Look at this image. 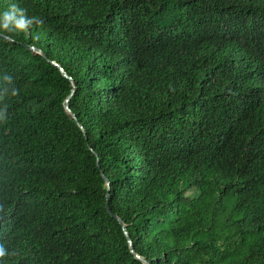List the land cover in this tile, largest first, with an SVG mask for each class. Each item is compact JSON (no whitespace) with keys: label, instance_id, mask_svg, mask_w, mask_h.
I'll return each mask as SVG.
<instances>
[{"label":"trees","instance_id":"obj_1","mask_svg":"<svg viewBox=\"0 0 264 264\" xmlns=\"http://www.w3.org/2000/svg\"><path fill=\"white\" fill-rule=\"evenodd\" d=\"M11 4L0 264H264V0Z\"/></svg>","mask_w":264,"mask_h":264},{"label":"clouds","instance_id":"obj_2","mask_svg":"<svg viewBox=\"0 0 264 264\" xmlns=\"http://www.w3.org/2000/svg\"><path fill=\"white\" fill-rule=\"evenodd\" d=\"M43 21L35 16H28L27 10L20 8L16 4H11L7 10L0 13V32H26L34 24H42ZM10 80V78H9ZM7 94V89L4 92H0V100H3ZM12 95H16V90L13 89ZM5 109H0V120L4 119ZM7 254L5 248L0 245V258H3Z\"/></svg>","mask_w":264,"mask_h":264},{"label":"water","instance_id":"obj_3","mask_svg":"<svg viewBox=\"0 0 264 264\" xmlns=\"http://www.w3.org/2000/svg\"><path fill=\"white\" fill-rule=\"evenodd\" d=\"M26 47H27V48H30V49H32V50H34V51H38V52L42 53V51H41L39 48H36V47H34V46L26 45ZM58 67L60 68V70H61V72L63 73V75L67 76V73H66L65 70L61 67L60 64H58ZM72 83H73L72 89H71L70 93L68 94V96L65 98V100H64V102H63V105H64V107H65V109H66L67 111H70L69 106H68V101H69L71 95L73 94V92H74V88H75V84H74L73 81H72ZM72 116H74V113H72ZM97 160H98V159H97ZM103 177H104L105 182H106V185H107V189H106V198H107V201H106V208H107V211H108V212H109L114 218H116V219L119 221V223H120V225H121V227H122V229H123V232H124V234H125V236H126V238H127L128 246H129V248H130L131 253H132L136 258H138L139 260H141L144 264H149L148 261H147L143 256H141L140 254H138L137 252H135V250L133 249L131 239H130V237H129V234H128L127 229H126V225H125V223L123 222V220H122L117 214L111 212L110 207H109V205H108L109 188H110V187H109V180H108V178H106L104 175H103Z\"/></svg>","mask_w":264,"mask_h":264}]
</instances>
